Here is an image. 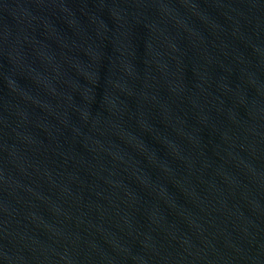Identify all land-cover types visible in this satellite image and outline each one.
Here are the masks:
<instances>
[{
	"label": "water",
	"instance_id": "95a60500",
	"mask_svg": "<svg viewBox=\"0 0 264 264\" xmlns=\"http://www.w3.org/2000/svg\"><path fill=\"white\" fill-rule=\"evenodd\" d=\"M0 264H264V0H0Z\"/></svg>",
	"mask_w": 264,
	"mask_h": 264
}]
</instances>
